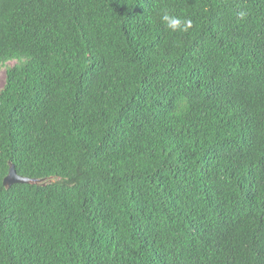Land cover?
I'll return each instance as SVG.
<instances>
[{
    "label": "trees",
    "instance_id": "trees-1",
    "mask_svg": "<svg viewBox=\"0 0 264 264\" xmlns=\"http://www.w3.org/2000/svg\"><path fill=\"white\" fill-rule=\"evenodd\" d=\"M0 68V264H264V0H0Z\"/></svg>",
    "mask_w": 264,
    "mask_h": 264
},
{
    "label": "clouds",
    "instance_id": "clouds-1",
    "mask_svg": "<svg viewBox=\"0 0 264 264\" xmlns=\"http://www.w3.org/2000/svg\"><path fill=\"white\" fill-rule=\"evenodd\" d=\"M237 15L240 19H244L247 13L244 11H240L237 13ZM160 20L163 22L164 27L172 33L187 32L193 27L192 19L182 18L168 11H163L160 14Z\"/></svg>",
    "mask_w": 264,
    "mask_h": 264
},
{
    "label": "water",
    "instance_id": "water-1",
    "mask_svg": "<svg viewBox=\"0 0 264 264\" xmlns=\"http://www.w3.org/2000/svg\"><path fill=\"white\" fill-rule=\"evenodd\" d=\"M16 184H30V185H47V182L38 179H30L19 176L15 166L11 163L9 168V174L4 180V185L7 189L11 188L13 185Z\"/></svg>",
    "mask_w": 264,
    "mask_h": 264
},
{
    "label": "rangeland",
    "instance_id": "rangeland-1",
    "mask_svg": "<svg viewBox=\"0 0 264 264\" xmlns=\"http://www.w3.org/2000/svg\"><path fill=\"white\" fill-rule=\"evenodd\" d=\"M8 65L13 66L14 63L12 62V63H9ZM5 78H6V69L5 68H0V90L4 86Z\"/></svg>",
    "mask_w": 264,
    "mask_h": 264
}]
</instances>
